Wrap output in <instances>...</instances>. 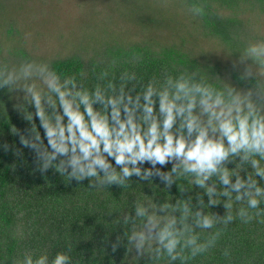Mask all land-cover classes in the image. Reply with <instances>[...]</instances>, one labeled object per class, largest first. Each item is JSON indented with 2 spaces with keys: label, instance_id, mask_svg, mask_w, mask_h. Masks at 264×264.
<instances>
[{
  "label": "trees",
  "instance_id": "1",
  "mask_svg": "<svg viewBox=\"0 0 264 264\" xmlns=\"http://www.w3.org/2000/svg\"><path fill=\"white\" fill-rule=\"evenodd\" d=\"M193 5H203L205 14L193 15ZM260 42L264 0H0V264H22L27 254L35 259L47 253L51 261L58 252H67L70 264H264V211L250 209L254 219L244 223L237 212L247 203L235 202L231 187L233 172L252 174L243 151L230 154L207 179L172 157L163 165L129 164L139 169L130 177L117 168L112 185L100 172L103 187L90 189L87 180L70 182L54 168L36 170L37 151L51 148L33 100L41 96L46 122L55 128L58 116L61 125L68 119L60 92L74 110L85 111L87 97L101 114L111 110L108 98L136 102L139 95V120L151 83L154 115L162 122L161 93L175 91L178 75L196 71V81L227 89L229 77L237 82L232 63ZM253 68L252 100L264 109V66ZM195 112L200 114L199 100ZM225 170L228 185L221 179ZM210 190L218 203L212 207ZM225 190L232 195L231 209L224 206ZM230 212L234 220L224 225ZM206 214H212V228L201 227ZM165 228L181 243L221 234L194 258L186 249L187 259L171 261L165 254L157 260L155 237ZM139 233L153 237L151 247L145 242L137 249L139 236L130 237Z\"/></svg>",
  "mask_w": 264,
  "mask_h": 264
},
{
  "label": "clouds",
  "instance_id": "2",
  "mask_svg": "<svg viewBox=\"0 0 264 264\" xmlns=\"http://www.w3.org/2000/svg\"><path fill=\"white\" fill-rule=\"evenodd\" d=\"M191 11L197 16L205 14L203 5H193ZM254 63L264 66V42L250 44L232 63V69L237 73V82H231L229 77L227 80L230 86L227 89L217 90L210 83L196 81V71L178 75L175 91L170 93L166 88L161 93L158 111L163 114L162 122L154 115L156 104L151 99V83L144 96L143 114L139 120L136 115L140 106L139 95L136 102H133L130 96L127 98L128 102H124L123 97L120 101L110 97L105 104L106 108L110 106V112L101 114L93 110L87 97L84 98L85 111L74 110L71 103L65 99V93L60 92L59 105L68 119L66 124L61 125L59 120L62 117L58 116L55 128L46 122L41 96L34 94L36 116L46 129L45 135L51 148L50 152L37 151L36 170L43 174L49 168H54L56 172L67 176L70 182L83 183L87 180L88 187L95 189L103 187L104 184L99 178L100 172L107 177V183L112 185L118 179L117 168L121 169L124 176L130 177L133 173L139 175V169L129 168V164L149 161L153 165L157 162L163 165L169 158L176 157L183 158L189 170L197 174L203 173V179H207L217 171V165L230 154L235 155L243 151L245 155L242 160L251 161L252 174L249 175L246 171L244 175L233 172L236 183L231 187L235 192V202L247 203L246 208L241 207L238 210L237 216L244 223H249L254 219L250 209L264 211L260 209L264 200V186H261V182H264V167L260 165V160H264V109L255 106L252 100L253 84L256 80ZM167 79L171 82V75H168ZM197 100L200 106L199 115L195 112ZM178 101L180 103H177ZM177 121L178 130L173 132ZM185 130L189 136H193L191 141L186 139ZM36 139L40 140L38 132ZM20 144L23 147L29 146L23 136L20 138ZM256 156H259V159H256ZM58 159L59 162L54 163ZM41 161L43 163H40ZM92 177H97V180L94 181ZM221 179L225 185L230 184L227 170ZM198 183L203 185V180ZM221 195L229 197V202L224 206L231 209V192L225 190ZM214 204L218 203L212 199L210 190L208 205L212 207ZM260 211L255 215H259ZM211 216L212 214H206L203 217L200 222L202 228L213 227ZM233 220L230 212L224 220V225ZM149 223L151 232L155 224L152 221ZM220 234L218 231L199 244L196 237L181 243L179 236L173 235L165 228L155 237V259L158 260L165 254L171 261L187 259L189 257L183 255L186 249L190 250V257L194 258L213 247ZM137 235L138 250L145 242H149L151 247L150 241L153 237L139 233L130 239H135ZM117 247L118 245H112L113 252ZM70 261L71 257L67 252H58L51 261L47 253L35 259L32 254H27L22 264H70Z\"/></svg>",
  "mask_w": 264,
  "mask_h": 264
}]
</instances>
